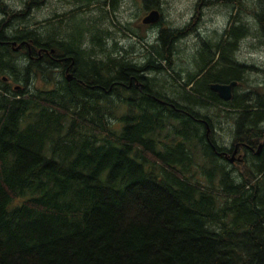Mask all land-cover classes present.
Returning <instances> with one entry per match:
<instances>
[{
	"label": "trees",
	"instance_id": "16d2710c",
	"mask_svg": "<svg viewBox=\"0 0 264 264\" xmlns=\"http://www.w3.org/2000/svg\"><path fill=\"white\" fill-rule=\"evenodd\" d=\"M44 1L19 11L0 3V264H264V143L252 169L235 173L211 130L216 116L230 118L238 138L264 140V93L236 89L222 102L207 85L240 79L215 68L190 91L162 80L157 96L172 106L164 113L146 100L131 121L117 118L108 89L126 71L115 76L102 62L100 78L80 66L62 81L46 54L66 38V13L25 20ZM226 4L235 15L216 46L221 58L247 36L264 47V0ZM177 33L161 31L163 48ZM63 50L76 66L78 57ZM94 79L101 92L86 87ZM181 102L209 127L175 113Z\"/></svg>",
	"mask_w": 264,
	"mask_h": 264
},
{
	"label": "flooded vegetation",
	"instance_id": "af4514ba",
	"mask_svg": "<svg viewBox=\"0 0 264 264\" xmlns=\"http://www.w3.org/2000/svg\"><path fill=\"white\" fill-rule=\"evenodd\" d=\"M50 1L52 2L54 0ZM56 1H62L61 3H64V6L60 9L64 10L61 13H66L63 18L66 20L63 23L66 38L63 39V43L57 40L59 46L48 50L46 58L50 68L52 71L60 73L62 76L61 80L64 82H72L74 80V73L78 72V70L80 71V66L87 67L88 73H91V76L96 78H100L101 76L98 66L102 62L109 63L115 76H117L120 70H125L127 73L125 80H115L113 85L108 89V92L116 104H119L120 100H122L123 103L125 102V104L120 103L121 106L125 107V112L121 114V116H126V119L130 121L132 119L130 115H134L138 112L137 105L141 102H146V100H151L154 105L159 107L161 113H164L163 110L166 107H172L163 99V96H157L158 94L165 93L162 89V82L159 80V77H165L167 76L166 74L174 77L179 87H182L186 91L195 88L198 81L215 68L222 73L220 74L222 78H226L231 72L233 74H238L240 81H218L207 85L210 90L211 84L227 85L231 82H237L236 86L232 89L233 97V92L238 89L245 80L247 70L253 67L254 70L260 72L263 76V82L258 86L262 92L258 90L255 93H264V68L249 66L238 60L236 53L240 42L237 43L229 59L221 58L220 52L223 47L218 50L216 48L219 39L216 41L210 39L209 43H207L201 39L202 37H200L198 32L199 29L196 31L193 30L198 25L200 16L203 13V7L207 9L209 6H214V4L219 6L228 5L226 4V0H195L191 16L182 22L181 27H169L165 24V20H163L162 16V9L160 7L161 0L160 2L156 1L155 5L152 7L147 6V0H138V3L145 10L146 15L152 11H157L159 13L158 21L153 24H143L142 19L144 17L141 19V23L144 27L156 30L152 42L147 39V37L133 30L131 19L127 18L124 22L116 17L117 13H120L124 7V11L127 12L129 5L133 4V0ZM31 9H33V7H31ZM104 15L108 16L114 29H119L118 33L122 36L123 40L119 41L117 38L114 39L112 37L111 32L113 31L111 27L109 29L105 27L108 25L106 24L108 20L106 18L107 22H105ZM60 19L62 18L60 17ZM58 26L60 27L59 24L56 25V27ZM162 30L179 31L174 39L170 41L168 48H163L162 40L159 38ZM188 35H193L194 37L190 39L183 38ZM60 46L63 47V49L64 47L71 49V52L78 57V66H73V61L70 62V64L68 63L66 58L67 55L64 53L63 49H60ZM24 47H26V45H24ZM151 48L157 52L153 51L155 52L157 60L152 63L154 70L149 71V52ZM12 49L14 48L12 47ZM204 52L208 58L205 56V60L201 61L200 56L201 53ZM179 53L184 54V58L181 60L175 58ZM160 54L165 56V58L163 56V64L159 62ZM39 59H42V57H39ZM149 78H155V82H153L151 87L148 86L149 82L147 79ZM86 87L90 91L94 90L93 92L102 91V87L96 79H94L93 86ZM246 92L254 91L247 89V91L243 93ZM208 102L210 103L211 100ZM127 104L132 106L131 112ZM178 104L180 108H175L174 111L179 116L189 121H199L202 123V126L204 125L205 129L209 127L204 124L205 122L203 120H196L193 118L190 111L182 109V107H186L185 104ZM116 117L118 118L119 116ZM230 124L232 125V136L229 144L223 145L217 142L219 148H225L226 150L224 152H219L223 154L219 156L233 172L241 173L243 168L247 167L252 169V162L254 158L259 157L264 140L256 141L248 140L243 137L238 138L236 136L238 130L236 123L232 119L227 118L226 125L229 126ZM211 130L215 133V127H212ZM205 141L211 145L214 151L215 148L210 143L208 137H205Z\"/></svg>",
	"mask_w": 264,
	"mask_h": 264
},
{
	"label": "rangeland",
	"instance_id": "374dc122",
	"mask_svg": "<svg viewBox=\"0 0 264 264\" xmlns=\"http://www.w3.org/2000/svg\"><path fill=\"white\" fill-rule=\"evenodd\" d=\"M28 0H0V3H2L6 8H8L11 11H19L24 9L25 10V2ZM156 1L160 0H147L146 4L149 7H152L155 5ZM248 3L250 4L251 0H247ZM62 2V1H61ZM60 1L57 2L56 0L50 1V0H45L42 5L39 8H33L31 7L28 9L27 14L25 15V20L27 22L33 23L34 20H43L46 17L49 16V14H52L53 12H58L61 13L64 10L60 9L61 7L64 6V3L62 4ZM195 0H161V9H162V16L163 20H165V24L168 25L169 27H181L182 22L184 20H187L188 17L191 16L193 12V7H194ZM62 4V5H61ZM124 7V6H123ZM125 7L123 10H121L120 13H117V18L120 21H124L129 18L132 20V28L135 32L140 33V35L147 37L151 42L153 41V38L155 37V29H149L148 27H144L141 23V19L145 17V10L141 7V5L138 3V0H133V4H130L128 7L127 12L124 11ZM202 15L200 16V20L198 21V25L195 29L193 30H198L201 39H203L205 42L209 43V40L211 39L212 41H216L217 39L224 37L225 38V31L229 29L230 22L232 17L235 15V11L231 9L229 5H217L214 4V6H209L207 9L205 7L202 8ZM148 15V14H147ZM146 15V16H147ZM2 14L0 12V20L2 19ZM240 19L242 22H248L250 26L252 27L253 30L256 29V25L254 23V20L242 13L240 14ZM106 20V19H105ZM108 20V22H107ZM107 22L105 27L109 29L111 27L112 31V37L114 39L117 38V40H123L122 36L119 35V29H114L113 24H111L110 19L107 16ZM114 21V20H113ZM192 31V28H191ZM194 31V32H195ZM190 32V31H188ZM193 32V33H194ZM65 33V31H64ZM194 36H185L183 38H193ZM226 39V38H225ZM178 56L175 58L176 59H183L184 54L179 53L177 54ZM236 56L239 61L244 62L245 64H248L249 66H255L258 68H264V47L261 46L258 43L257 38L253 36H247L244 37L240 43H239V48L236 53ZM247 75H245V80L241 83L239 86L237 92H245L247 89L250 91L255 89L256 91H260L259 89V84L263 82V76L261 75L260 72L256 71L252 68H249L247 70ZM167 76L165 77H159V80H168L169 82L175 81L174 77L171 75L166 74ZM176 82V81H175ZM40 83V82H38ZM37 83V84H38ZM176 84H178L176 82ZM178 90V88H176ZM180 90V89H179ZM167 94L171 95V92L169 90H166ZM119 106L118 108L115 109V115L120 116L125 112V107L121 106L120 103L117 104ZM199 112L205 113L203 109H199ZM209 114H213V110L210 109ZM215 138L218 143L220 144H229L231 136H232V125L230 124L229 126L226 125V119L223 120V118L216 116L215 117ZM231 122V121H230ZM200 130H202L200 128ZM199 151V148L198 150ZM196 153V152H195Z\"/></svg>",
	"mask_w": 264,
	"mask_h": 264
},
{
	"label": "water",
	"instance_id": "95a60500",
	"mask_svg": "<svg viewBox=\"0 0 264 264\" xmlns=\"http://www.w3.org/2000/svg\"><path fill=\"white\" fill-rule=\"evenodd\" d=\"M159 19V13L157 11L150 12L147 16L142 19L143 24H153L157 22ZM11 46L14 48V52L18 51L19 45L16 42H12ZM237 82H231L230 84H211L210 90L216 93L219 98L224 101L228 102L232 99V89L236 86ZM260 149V147H259Z\"/></svg>",
	"mask_w": 264,
	"mask_h": 264
},
{
	"label": "bare ground",
	"instance_id": "6f19581e",
	"mask_svg": "<svg viewBox=\"0 0 264 264\" xmlns=\"http://www.w3.org/2000/svg\"><path fill=\"white\" fill-rule=\"evenodd\" d=\"M200 51V50H199ZM152 62V61H151ZM158 63V62H157ZM163 64V63H162ZM153 76V75H152ZM182 103V102H181ZM212 136V135H211Z\"/></svg>",
	"mask_w": 264,
	"mask_h": 264
}]
</instances>
